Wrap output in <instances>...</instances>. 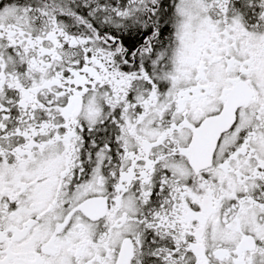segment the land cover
<instances>
[{
	"label": "snow or ice",
	"instance_id": "snow-or-ice-1",
	"mask_svg": "<svg viewBox=\"0 0 264 264\" xmlns=\"http://www.w3.org/2000/svg\"><path fill=\"white\" fill-rule=\"evenodd\" d=\"M0 264H264V0H0Z\"/></svg>",
	"mask_w": 264,
	"mask_h": 264
}]
</instances>
